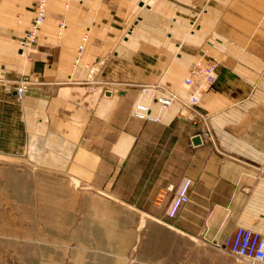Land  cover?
<instances>
[{"label":"crops","instance_id":"obj_1","mask_svg":"<svg viewBox=\"0 0 264 264\" xmlns=\"http://www.w3.org/2000/svg\"><path fill=\"white\" fill-rule=\"evenodd\" d=\"M48 9L37 43L22 49L35 0H0V154L56 152L63 172L71 146L105 179L97 188L140 190L142 201L127 205L166 207L189 238L264 230V0H48ZM86 34L83 61L98 68L96 82L74 68ZM203 52L220 64L197 115L171 106L157 122L133 117L142 84H177ZM23 76L31 82L20 99ZM186 178L190 202L170 218Z\"/></svg>","mask_w":264,"mask_h":264},{"label":"rangeland","instance_id":"obj_2","mask_svg":"<svg viewBox=\"0 0 264 264\" xmlns=\"http://www.w3.org/2000/svg\"><path fill=\"white\" fill-rule=\"evenodd\" d=\"M203 56L220 60L203 52L193 63ZM68 153L63 172L56 152L0 154V264H249L214 244L229 233L212 239L176 232L166 207L127 205L142 201L140 190L97 188L105 179L84 157L74 158L73 147Z\"/></svg>","mask_w":264,"mask_h":264},{"label":"built area","instance_id":"obj_3","mask_svg":"<svg viewBox=\"0 0 264 264\" xmlns=\"http://www.w3.org/2000/svg\"><path fill=\"white\" fill-rule=\"evenodd\" d=\"M49 14L48 0H37L35 16L25 36L20 41L21 48L35 45L38 41V35L47 21ZM66 26L61 22L60 29ZM88 40V34L77 46L74 57V67H83L88 71V82H96L95 77L98 68L93 63L83 61L85 44ZM29 52L26 57H29ZM219 61L213 57L203 56L198 59L190 68L182 82L173 86L163 81L147 82L140 86V96L132 108L133 117L157 122L160 116L153 112L154 105H160L161 109L175 106L178 108V114L181 117L186 116L185 108L191 113L197 115L200 108V102L205 93L216 83L218 79ZM30 77L23 76L19 78L16 91L18 97L22 99L27 92ZM149 97L148 102L142 99L143 96ZM154 104V105H152ZM206 119H208L206 117ZM204 136L212 135L211 128L206 125ZM192 179L186 178L175 194L171 207L168 211L170 218L177 217L178 213L190 202ZM214 244L220 248L227 249L232 255L244 259L249 264H264V234L256 229L246 226H237L233 232H230L223 241H214Z\"/></svg>","mask_w":264,"mask_h":264},{"label":"water","instance_id":"obj_4","mask_svg":"<svg viewBox=\"0 0 264 264\" xmlns=\"http://www.w3.org/2000/svg\"><path fill=\"white\" fill-rule=\"evenodd\" d=\"M106 95H111L110 92H107ZM193 143L194 145H200L202 143V136L200 134H197L193 137Z\"/></svg>","mask_w":264,"mask_h":264},{"label":"bare ground","instance_id":"obj_5","mask_svg":"<svg viewBox=\"0 0 264 264\" xmlns=\"http://www.w3.org/2000/svg\"><path fill=\"white\" fill-rule=\"evenodd\" d=\"M158 105V104H157ZM159 106V105H158ZM155 114H157V113H155Z\"/></svg>","mask_w":264,"mask_h":264}]
</instances>
